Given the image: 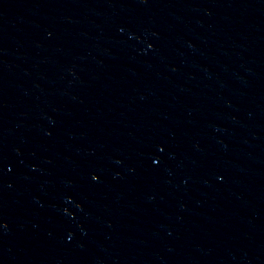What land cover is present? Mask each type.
<instances>
[{
    "label": "water",
    "instance_id": "water-1",
    "mask_svg": "<svg viewBox=\"0 0 264 264\" xmlns=\"http://www.w3.org/2000/svg\"><path fill=\"white\" fill-rule=\"evenodd\" d=\"M84 0H0V264H22Z\"/></svg>",
    "mask_w": 264,
    "mask_h": 264
}]
</instances>
